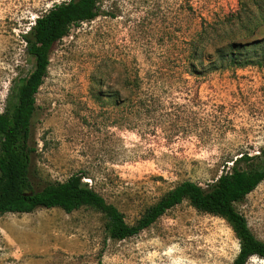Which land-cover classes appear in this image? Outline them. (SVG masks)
<instances>
[{"label": "rangeland", "instance_id": "obj_1", "mask_svg": "<svg viewBox=\"0 0 264 264\" xmlns=\"http://www.w3.org/2000/svg\"><path fill=\"white\" fill-rule=\"evenodd\" d=\"M67 0H0V112L34 66L22 34ZM55 42L31 123L40 184L77 173L134 224L185 180L264 147V0H100ZM264 241V180L235 204ZM91 207L0 215V264H231L227 222L187 201L122 240ZM246 264H264L250 257Z\"/></svg>", "mask_w": 264, "mask_h": 264}, {"label": "trees", "instance_id": "obj_2", "mask_svg": "<svg viewBox=\"0 0 264 264\" xmlns=\"http://www.w3.org/2000/svg\"><path fill=\"white\" fill-rule=\"evenodd\" d=\"M100 0H67L53 5L34 19L22 34L26 53L33 58L31 72L18 81L13 101L0 112V215L28 213L36 208L59 207L69 213L91 207L105 216L108 237L122 240L148 228L173 206L187 201L198 211L224 219L238 241L231 264H246L252 256L264 259V241L250 230L247 220L235 207L264 180V147L257 155L241 153L231 166L206 187L182 181L149 206L132 225L125 222L117 207L82 182L74 173L63 182L40 184L31 173V123L36 111L35 95L43 83L50 51L71 26L93 20Z\"/></svg>", "mask_w": 264, "mask_h": 264}]
</instances>
